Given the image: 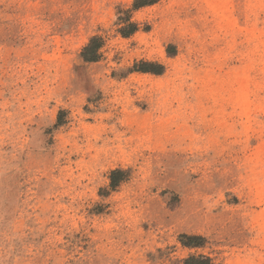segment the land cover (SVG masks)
Wrapping results in <instances>:
<instances>
[{"label": "rangeland", "instance_id": "rangeland-1", "mask_svg": "<svg viewBox=\"0 0 264 264\" xmlns=\"http://www.w3.org/2000/svg\"><path fill=\"white\" fill-rule=\"evenodd\" d=\"M132 1L0 0V264H264V0Z\"/></svg>", "mask_w": 264, "mask_h": 264}, {"label": "trees", "instance_id": "trees-1", "mask_svg": "<svg viewBox=\"0 0 264 264\" xmlns=\"http://www.w3.org/2000/svg\"><path fill=\"white\" fill-rule=\"evenodd\" d=\"M157 0H133L131 5V10H136L138 8L151 5ZM123 25L120 28L122 35L127 36L136 30V24L129 20L128 15L122 18ZM103 42L100 36L93 35L90 37L88 42L82 47L80 56L84 61L92 62L99 58V49ZM141 66H134L133 70H138L142 72H152L161 73L164 69L163 64L154 61H141ZM126 171L121 168H115L110 171V187H116L119 182L124 178L123 175ZM195 241V240H194ZM192 244V243H189ZM180 264H212L211 259L202 255H190Z\"/></svg>", "mask_w": 264, "mask_h": 264}]
</instances>
